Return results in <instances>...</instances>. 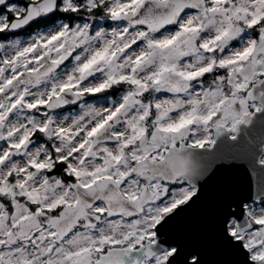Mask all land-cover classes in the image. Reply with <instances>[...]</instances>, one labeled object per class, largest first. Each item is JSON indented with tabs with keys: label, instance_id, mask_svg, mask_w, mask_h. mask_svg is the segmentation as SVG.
I'll return each mask as SVG.
<instances>
[{
	"label": "snow or ice",
	"instance_id": "1",
	"mask_svg": "<svg viewBox=\"0 0 264 264\" xmlns=\"http://www.w3.org/2000/svg\"><path fill=\"white\" fill-rule=\"evenodd\" d=\"M0 9V264H202L164 229L201 191L196 150L264 123V0ZM216 229L264 264V186Z\"/></svg>",
	"mask_w": 264,
	"mask_h": 264
},
{
	"label": "water",
	"instance_id": "2",
	"mask_svg": "<svg viewBox=\"0 0 264 264\" xmlns=\"http://www.w3.org/2000/svg\"><path fill=\"white\" fill-rule=\"evenodd\" d=\"M231 135H221L215 150H196L197 162L206 170L195 181L201 191L164 229V237L185 254L197 251L202 264H245L244 255L219 237L216 218L224 202L256 198L264 186V169L257 163L264 156V123L257 119L242 126L235 140ZM177 264H183V256Z\"/></svg>",
	"mask_w": 264,
	"mask_h": 264
},
{
	"label": "rangeland",
	"instance_id": "3",
	"mask_svg": "<svg viewBox=\"0 0 264 264\" xmlns=\"http://www.w3.org/2000/svg\"><path fill=\"white\" fill-rule=\"evenodd\" d=\"M27 34V33H26ZM26 34H21V35H26Z\"/></svg>",
	"mask_w": 264,
	"mask_h": 264
},
{
	"label": "flooded vegetation",
	"instance_id": "4",
	"mask_svg": "<svg viewBox=\"0 0 264 264\" xmlns=\"http://www.w3.org/2000/svg\"><path fill=\"white\" fill-rule=\"evenodd\" d=\"M21 34H26V33H21Z\"/></svg>",
	"mask_w": 264,
	"mask_h": 264
},
{
	"label": "trees",
	"instance_id": "5",
	"mask_svg": "<svg viewBox=\"0 0 264 264\" xmlns=\"http://www.w3.org/2000/svg\"><path fill=\"white\" fill-rule=\"evenodd\" d=\"M0 11H2V9H0Z\"/></svg>",
	"mask_w": 264,
	"mask_h": 264
}]
</instances>
